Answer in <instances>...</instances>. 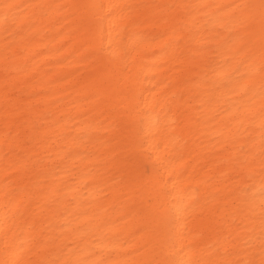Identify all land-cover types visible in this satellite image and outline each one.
Instances as JSON below:
<instances>
[{
    "label": "bare ground",
    "instance_id": "1",
    "mask_svg": "<svg viewBox=\"0 0 264 264\" xmlns=\"http://www.w3.org/2000/svg\"><path fill=\"white\" fill-rule=\"evenodd\" d=\"M0 264H264V0H0Z\"/></svg>",
    "mask_w": 264,
    "mask_h": 264
}]
</instances>
